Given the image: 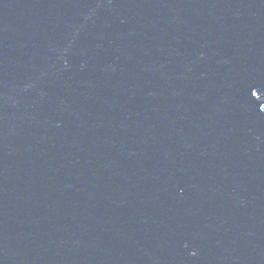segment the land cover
Here are the masks:
<instances>
[{
	"label": "water",
	"instance_id": "1",
	"mask_svg": "<svg viewBox=\"0 0 264 264\" xmlns=\"http://www.w3.org/2000/svg\"><path fill=\"white\" fill-rule=\"evenodd\" d=\"M0 264H264V0H0Z\"/></svg>",
	"mask_w": 264,
	"mask_h": 264
}]
</instances>
